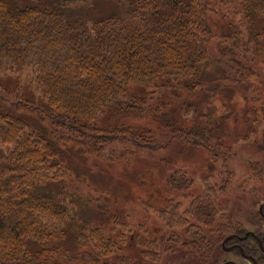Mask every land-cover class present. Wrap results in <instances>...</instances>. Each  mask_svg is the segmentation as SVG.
<instances>
[{"label": "trees", "instance_id": "trees-1", "mask_svg": "<svg viewBox=\"0 0 264 264\" xmlns=\"http://www.w3.org/2000/svg\"><path fill=\"white\" fill-rule=\"evenodd\" d=\"M49 1L0 0V264H158L115 260L129 236H106L105 224L124 220L108 200L80 194L77 168L114 141L157 148L151 120L226 163L232 148L215 134L210 102L177 106L195 109L180 121L159 108L149 115L144 104L158 89L226 97L227 82L258 78L264 0H136V25L82 17L88 0ZM219 5L221 26L209 14ZM90 208L94 216L81 221Z\"/></svg>", "mask_w": 264, "mask_h": 264}, {"label": "rangeland", "instance_id": "rangeland-1", "mask_svg": "<svg viewBox=\"0 0 264 264\" xmlns=\"http://www.w3.org/2000/svg\"><path fill=\"white\" fill-rule=\"evenodd\" d=\"M7 1L11 6L16 2L23 5L35 2ZM43 1L47 0H38V4L43 5ZM135 2L88 0L80 12L85 7L86 11L81 14L84 18L98 19L114 14L136 25L138 20L132 17ZM225 9L219 5L217 11L209 13L218 26L223 23ZM254 68L260 73L258 78L227 82L226 97H214L209 93V98H205L192 91L158 89L144 104L149 115L159 108L161 112H168L165 118L173 112L180 121L178 116L188 113L187 117L192 118L191 112L195 109L192 106L190 111H177V106L186 101L197 102L200 109H204L203 106L210 102L208 118L221 123L215 134L219 133V140L232 148L233 155L226 163L219 155L213 156L212 162L206 149L192 146L177 132L152 120L150 125L157 148H140L130 142L114 141L106 146L104 156L82 159L75 181L80 194L89 189L86 196L93 200L98 197L101 204L108 200L109 212H118L124 220V224L114 227L105 224L106 236H115L120 231L129 236L131 246L117 252L115 260L118 263L126 260V254L158 264H220L225 259L251 264L220 247L228 234L254 229L260 233L264 231L258 210L264 202V53L257 56ZM151 88L147 90L152 91ZM134 90L142 94L150 92L140 88ZM80 182L88 188L78 185ZM101 193L107 197H101ZM199 205L203 207L201 213H198ZM93 216L90 208L80 220L86 222ZM184 219L187 221L179 223ZM138 239L145 242L144 247L137 244ZM199 240L204 245L200 251L193 247ZM156 246L159 251L154 250ZM256 256L264 261V255L257 253Z\"/></svg>", "mask_w": 264, "mask_h": 264}, {"label": "flooded vegetation", "instance_id": "flooded-vegetation-1", "mask_svg": "<svg viewBox=\"0 0 264 264\" xmlns=\"http://www.w3.org/2000/svg\"><path fill=\"white\" fill-rule=\"evenodd\" d=\"M258 210L264 222V207L260 209V205H259ZM246 233H247V236L244 237ZM231 234H237L238 236H240L241 239L233 237V238L228 239L225 243H223L222 241L220 248L224 252L234 253L235 255L242 257L246 261H249L251 264H264V261L262 260V258L256 256L257 253H260V255H264V231L260 233V231H256L254 229V230H245L243 232H237V233L234 232ZM225 237L223 238V240L225 239ZM226 260H230V259H225L222 262ZM230 261H233V260H230ZM222 262H220V264ZM235 263L239 264L237 262Z\"/></svg>", "mask_w": 264, "mask_h": 264}, {"label": "water", "instance_id": "water-1", "mask_svg": "<svg viewBox=\"0 0 264 264\" xmlns=\"http://www.w3.org/2000/svg\"><path fill=\"white\" fill-rule=\"evenodd\" d=\"M263 207H264V204L263 203L260 204V209ZM246 236H247V233L244 235V237H246ZM233 237L241 239L240 236H238L237 234H230V235L225 237V239L223 240V243H225L228 239L233 238ZM221 264H236V263L233 261H230V260H226V261L222 262Z\"/></svg>", "mask_w": 264, "mask_h": 264}]
</instances>
